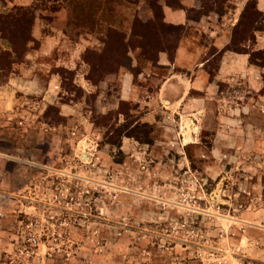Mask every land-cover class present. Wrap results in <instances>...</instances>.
Segmentation results:
<instances>
[{
    "label": "rangeland",
    "instance_id": "obj_1",
    "mask_svg": "<svg viewBox=\"0 0 264 264\" xmlns=\"http://www.w3.org/2000/svg\"><path fill=\"white\" fill-rule=\"evenodd\" d=\"M49 2L32 0L43 20L55 6ZM97 2L70 1L72 22L88 27L97 19ZM120 2L105 4L111 10ZM66 31L72 42L77 33ZM102 41L86 50L102 52ZM205 41L199 39L208 57L203 70L212 80L219 59ZM118 44L109 39L112 52ZM129 50L135 51L134 67ZM125 52H107L91 75L80 57L71 81L53 56L39 60L50 66L37 72L39 89L54 75L47 92L3 90L7 70L1 68L0 264H264V195L248 185L257 179L246 168L256 159L242 143L227 147L228 129L242 126L210 120L215 107L220 116L235 110L243 94L218 83L191 117L154 95L166 77L163 68L139 49ZM251 59L264 69V57ZM121 69L138 89L127 101L118 99L112 77ZM103 79L108 87L100 85L105 92L98 95ZM55 97L73 105L68 118L57 114ZM147 99L151 107L141 105ZM186 122L190 140L183 142Z\"/></svg>",
    "mask_w": 264,
    "mask_h": 264
},
{
    "label": "crops",
    "instance_id": "obj_2",
    "mask_svg": "<svg viewBox=\"0 0 264 264\" xmlns=\"http://www.w3.org/2000/svg\"><path fill=\"white\" fill-rule=\"evenodd\" d=\"M61 1L65 3L61 5L60 0H51L47 3L55 5L51 10L44 11V16L48 19L43 20L39 18L37 13L35 14L31 37L38 43V46L24 56V64L12 65L14 68L11 69L3 90L20 89L22 91L33 92L39 90L47 92L51 82L55 83L54 79H50L54 78V75H48L45 83H48L47 87L45 85L42 89H39L36 85L37 72L48 71L50 67L40 63L39 60L43 61L46 57L53 56L52 60L55 67H63L76 74L80 63H82L80 55L86 49L93 50L94 45H101L108 28L122 33L126 41L130 34L133 17L137 18L140 23L152 19L148 0H121L111 10L107 9L106 0H96L98 2L95 3L96 8L94 9L97 19L88 27H86V24L83 27H78L71 20L73 11L70 3V1L77 0ZM249 2L253 3L255 11L260 15L255 23L258 28L252 31L253 44L251 48L254 51L262 52L264 57V0H225L224 3L219 0L217 3L213 2L212 4L217 10L199 16L192 13L202 10L200 0H155L161 12L162 23L170 26H181L184 32L178 40L171 63L168 62L164 52L157 53L156 65L166 71V77L162 78L163 81H160L154 95L160 99L159 102L164 101L169 109L178 107L183 114H186L189 110L191 117H196L194 112L201 108L200 106L206 99H212V97H209V93H212L218 83H223L226 87L236 88L233 90L242 93L244 101L240 105L236 104L238 107L235 110L230 107L231 111L226 110V116H220L215 107L216 111L212 110L214 114L212 113L210 120L213 121L212 123L220 121L228 126H237V124L242 126L240 129H228L231 134H229L230 137H227V147L233 146L234 148L242 143V147L248 150L252 156L254 155L256 162L251 159L249 166L246 168L250 170L247 171L250 175L249 178L251 179V176L254 175L257 181L248 182V185L264 195V96L259 93L264 87V82L261 79V76L264 75V69L249 64L247 54L224 51L221 53L216 71L210 81L203 70L208 57H204L205 48L199 43L200 38L205 39L207 45L214 48L216 53L222 51L228 45L232 29ZM0 6L5 10L1 14H6L13 8L32 7V0H3L0 1ZM40 12L42 13L41 10ZM108 19L110 20L109 25L104 22ZM68 28L77 33L74 34L72 42L69 41L70 37L67 36L69 35L66 31ZM185 32H191L192 34L186 36ZM1 43L0 51L7 50L6 44ZM242 46L249 47V42L243 43ZM134 54L135 51L129 50L128 56L132 60L131 67L135 66ZM46 68L48 69L46 70ZM175 69L178 72L174 71ZM112 77H115L118 82L117 97L119 100L133 99L136 92L138 93V89L132 84V77L129 73L121 69L118 75ZM54 85L52 84V86ZM100 85L108 87L105 79L100 81L97 86L100 89L97 92L98 95L105 92ZM10 87L14 88L10 89ZM90 88L91 85L87 84L86 81V93H89L87 89ZM190 91L203 95L192 99L188 97ZM162 99L165 100L162 101ZM57 100L55 97L51 102L56 104L62 117L68 118V115H71L69 109H73V105L58 104ZM152 103L153 100L147 99V102L143 101L141 105L151 107ZM154 103L156 104L155 101ZM217 107L220 108V106ZM187 124L186 122L185 128L188 127ZM189 131V128L188 130L186 128L183 138L189 137ZM215 151L218 152L217 148ZM48 154L49 152L46 151L42 156L46 159ZM237 156V153H233V163ZM259 158L262 159V163H260ZM251 167L253 168L252 171ZM262 198L264 199V196Z\"/></svg>",
    "mask_w": 264,
    "mask_h": 264
},
{
    "label": "trees",
    "instance_id": "obj_3",
    "mask_svg": "<svg viewBox=\"0 0 264 264\" xmlns=\"http://www.w3.org/2000/svg\"><path fill=\"white\" fill-rule=\"evenodd\" d=\"M218 1L219 0H200L202 10L200 12L192 14L195 16H199L201 14H206L209 11L217 10L216 7H213L212 4L213 2L217 3ZM224 1L225 0H222L223 3ZM148 6L152 14V19L141 24L132 20L130 34L126 41L123 35L116 32L115 30L108 29L104 36V40L102 41L104 46L102 52L85 50L83 54H81L80 57L82 61L86 62V64L88 65L89 75L95 72H99V70H94V68H98L99 66H97V64L104 62L106 57H109L106 55L107 52L108 54H111L113 52L122 51L120 57H124L126 56V49H139L144 59L146 61H149L152 65H156V56L160 51L166 54L169 63L172 62L174 51L176 49L178 40L180 39L179 34L183 31V27L163 24L161 19V12L159 7L155 3V0H148ZM259 16L260 15L254 9L253 3H247L243 12L239 16L236 25L232 29V34L228 45H226L222 51H219L217 53L218 59L220 58L221 53H223L224 51H231L235 53L247 54L249 64L256 66L255 61L251 59V55H254L259 59L263 57L262 52L254 51L251 48L253 44L252 31L258 28V26H255V23L258 21ZM34 19L35 13L32 7H17L13 8L6 14L0 15V40L4 41L7 44V50L0 51V71L1 68L6 69L7 77L11 72L12 65L23 63L24 56L34 48L36 49L38 46V43L31 37V28ZM159 24L160 26L164 27V30L159 29ZM111 37L112 39H116L119 42V44L116 45L117 48H115L113 52L111 47H109V39H111ZM166 38L167 40H165ZM247 41L249 42V47L245 48L242 45ZM87 52L88 55L86 54ZM253 52L254 54H252ZM58 71L66 73L70 81L75 74L73 71H69L67 69H61ZM263 76L264 75L261 76V79L264 82ZM263 92L264 87L259 92L260 95H263ZM67 101L71 102V99ZM56 111L59 115L58 109H56Z\"/></svg>",
    "mask_w": 264,
    "mask_h": 264
},
{
    "label": "bare ground",
    "instance_id": "obj_4",
    "mask_svg": "<svg viewBox=\"0 0 264 264\" xmlns=\"http://www.w3.org/2000/svg\"><path fill=\"white\" fill-rule=\"evenodd\" d=\"M190 123L188 122V124L186 125V126H188V127H186L187 128V130H188V128H189V125ZM194 136V135H193ZM190 140V138L188 137H185V138H183V142H188ZM89 157V156H88Z\"/></svg>",
    "mask_w": 264,
    "mask_h": 264
}]
</instances>
